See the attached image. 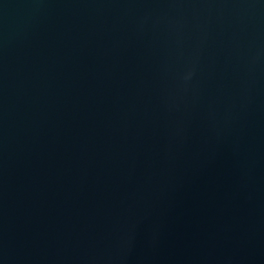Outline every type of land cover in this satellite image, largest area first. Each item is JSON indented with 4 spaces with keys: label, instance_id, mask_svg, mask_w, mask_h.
I'll return each instance as SVG.
<instances>
[{
    "label": "water",
    "instance_id": "95a60500",
    "mask_svg": "<svg viewBox=\"0 0 264 264\" xmlns=\"http://www.w3.org/2000/svg\"><path fill=\"white\" fill-rule=\"evenodd\" d=\"M0 264H264V0H0Z\"/></svg>",
    "mask_w": 264,
    "mask_h": 264
}]
</instances>
